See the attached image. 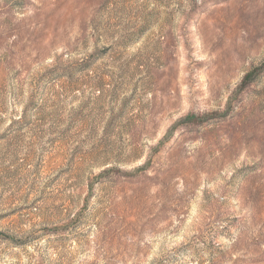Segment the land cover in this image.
Here are the masks:
<instances>
[{
	"label": "rangeland",
	"instance_id": "rangeland-1",
	"mask_svg": "<svg viewBox=\"0 0 264 264\" xmlns=\"http://www.w3.org/2000/svg\"><path fill=\"white\" fill-rule=\"evenodd\" d=\"M0 264H264V0H0Z\"/></svg>",
	"mask_w": 264,
	"mask_h": 264
}]
</instances>
